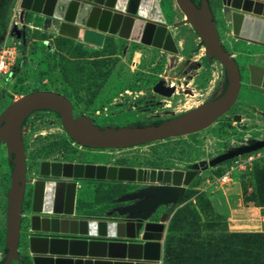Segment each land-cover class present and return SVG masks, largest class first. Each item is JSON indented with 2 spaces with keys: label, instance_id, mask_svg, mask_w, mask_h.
I'll return each mask as SVG.
<instances>
[{
  "label": "rangeland",
  "instance_id": "374dc122",
  "mask_svg": "<svg viewBox=\"0 0 264 264\" xmlns=\"http://www.w3.org/2000/svg\"><path fill=\"white\" fill-rule=\"evenodd\" d=\"M20 1L0 0V48L16 47L12 73L7 78L0 76L2 107L25 94L50 90L68 98L74 117L88 116L101 127L134 126L181 114L214 98L221 89L222 67L216 60L205 61L204 47L190 24L171 28L174 21L184 19L174 0L157 1L172 33L176 53L117 36H107L105 48L90 47L69 38L61 42L54 25L56 19L25 10L20 7ZM213 10L222 43L242 66L238 99L227 113L207 128L188 135L126 148L96 149L70 141L53 112L37 110L23 127L26 176H34L43 160L185 170L251 140L264 139L261 114L264 94L252 88L246 70L247 62L256 61L264 66V47L233 38L228 24L220 16V6H213ZM159 80L169 85L174 83L176 92L171 96L154 92L152 88ZM232 114H239L241 119L233 121ZM261 165H264V148L208 167L192 180L186 190L195 192L185 202L199 211L202 235H221L218 232L221 229L238 232L229 230L227 225L237 220L236 210L241 206H256L259 196L252 172ZM225 174L227 177L221 179ZM121 184L120 194L114 195L109 191L114 182L79 180L76 215L107 220L120 218L118 213L111 212L112 208L125 203L118 200L121 195L139 187ZM4 186H9V172L4 157L0 156L2 252L6 221ZM30 188L27 185L25 207L30 201ZM185 202L181 200L175 209ZM169 207H164L166 212ZM257 207L264 217V206ZM208 221H214L213 226H208ZM26 224L27 220H22L19 249L23 255L26 253ZM246 227L235 224L234 229L247 230ZM263 231L264 222L255 230L241 232Z\"/></svg>",
  "mask_w": 264,
  "mask_h": 264
},
{
  "label": "water",
  "instance_id": "95a60500",
  "mask_svg": "<svg viewBox=\"0 0 264 264\" xmlns=\"http://www.w3.org/2000/svg\"><path fill=\"white\" fill-rule=\"evenodd\" d=\"M143 0H21L20 7L56 19L57 34L84 45L102 47L106 36L140 41L145 45L176 53L172 33L157 0H150L144 15ZM184 19L171 28L188 23L203 42L205 54L224 67L227 86L217 98L159 124L100 127L93 119L74 117L72 103L61 93L40 90L21 96L0 113V145L12 158L7 191L4 247L0 264L19 260L18 245L22 204L26 186L25 151L20 136L24 118L36 110L58 114L70 139L88 148H126L188 135L210 126L237 99L241 78L238 65L224 49L213 19V6H220L222 18L233 38L264 46V0H174ZM20 36L19 31L13 29ZM249 82L264 89V68L248 65ZM155 85L154 91L170 96L174 87ZM162 90V91H161ZM264 148V139L251 140L201 160L187 169L136 168L93 163L43 160L39 178L31 179L28 235L25 248L30 264H162V245L169 215L180 203L192 180L208 167ZM79 180L137 184L136 190L119 197L120 218L76 217L74 213ZM170 206L156 218L161 207ZM111 214V212L109 213Z\"/></svg>",
  "mask_w": 264,
  "mask_h": 264
},
{
  "label": "trees",
  "instance_id": "16d2710c",
  "mask_svg": "<svg viewBox=\"0 0 264 264\" xmlns=\"http://www.w3.org/2000/svg\"><path fill=\"white\" fill-rule=\"evenodd\" d=\"M196 1L200 3V0ZM59 40L66 42L68 38L60 36ZM106 43L107 40L104 41V48ZM53 113L59 118L57 113ZM161 121L141 122L134 126L159 124ZM252 175L259 196L256 206H264V165L255 167ZM114 184L109 191L114 195L120 194L122 184ZM194 192V189L186 190L182 202L190 199ZM206 224L213 226L214 221ZM201 225L199 211L188 202L175 209L166 227L162 264H264V231L228 232L221 229L218 231L221 235L210 233L204 236Z\"/></svg>",
  "mask_w": 264,
  "mask_h": 264
},
{
  "label": "flooded vegetation",
  "instance_id": "af4514ba",
  "mask_svg": "<svg viewBox=\"0 0 264 264\" xmlns=\"http://www.w3.org/2000/svg\"><path fill=\"white\" fill-rule=\"evenodd\" d=\"M194 3L196 4V5H199V4H197L198 2L195 0L194 1ZM212 12H213V19H214V23H215V25H216V27H217V22H216V18H215V15H214V10H213V8H212ZM221 16V18H222V15H220ZM181 19H178L177 21H174L173 23H175V22H178V21H180ZM222 20H223V18H222ZM224 21V20H223ZM185 24H188V23H183V24H180L179 26H181V25H185ZM178 27V26H177ZM193 29V31H194V33H196V31L194 30V28H192ZM217 29H218V27H217ZM197 34V33H196ZM198 35V34H197ZM108 36V35H107ZM106 36V37H107ZM220 36V35H219ZM128 41H131V42H135V43H141L140 41H134V40H131V39H127ZM238 40V39H237ZM200 42H201V44L202 45H204L203 44V42H202V40L200 39ZM221 43H222V41H221ZM141 44H143V43H141ZM249 44H252V45H257V44H253V43H249ZM147 46H150V45H147ZM222 46L224 47V49L225 50H227L228 51V48L222 43ZM257 46H259V47H264V46H261V45H257ZM153 47V46H152ZM156 48V47H155ZM158 49H160V50H163V49H161V48H158ZM163 51H165V50H163ZM229 52V51H228ZM230 53V52H229ZM239 54L240 53H243V52H238ZM231 55H232V57L235 59V61H236V63H237V65H238V68H239V72H240V78H241V81H242V66H241V62L239 61V59L236 57V55H234V54H232V53H230ZM204 59H205V61H213V60H216V61H218L216 58H214V57H208L206 54L204 55V57H203ZM218 63L221 65V67H222V74H223V81H222V85H221V89H220V91H219V93L214 97V98H211V99H208L207 101H209V100H212V99H215V98H217V97H219L223 92H224V90H225V88H226V86H227V75H226V71H225V69H224V67H223V65L218 61ZM249 64H255V65H258V66H261V67H263L264 68V66H262V65H259V64H257L256 63V61H252V62H247L246 63V70H247V72H248V78H249V70H248V65ZM159 82H162L161 83V85L159 86V88L158 89H162L163 91H164V89L162 88L163 86L164 87H174V91L172 92V94L171 95H173L175 92H176V87H175V85H174V83H171L170 85L169 84H166L165 82H164V80H159L157 83H159ZM156 83V84H157ZM250 83V82H249ZM155 84V85H156ZM155 85L153 86V88H152V90L154 91V87H155ZM251 85V84H250ZM252 86V85H251ZM252 88H255V89H258L259 91H261V93H263L264 94V89L263 88H261V87H254V86H252ZM240 89H241V87H240ZM161 90V91H162ZM155 92V91H154ZM239 92H240V90H239ZM156 93H158V92H156ZM158 94H160V95H163L162 93H158ZM170 95V96H171ZM238 95H239V93H238ZM164 96V95H163ZM237 99H238V96H237ZM237 99H236V101H237ZM1 101H2V98L0 97V113L2 112V110L5 108V107H2L1 106ZM236 101L234 102V104L232 105V107L235 105V103H236ZM206 102V101H205ZM231 107V108H232ZM230 108V109H231ZM229 109V110H230ZM41 110H44V109H41ZM228 110V111H229ZM37 111V110H36ZM49 111V110H48ZM227 111V112H228ZM35 112V111H34ZM34 112H32V113H34ZM226 112V113H227ZM31 113V114H32ZM30 114V115H31ZM261 114H262V116L264 117V111H262L261 112ZM30 115H28L26 118H24L23 119V121H22V123H21V126H20V136H21V139H22V143H23V146H24V151H25V144H24V140H23V127H24V124H25V122H26V120H27V118L30 116ZM224 115V114H223ZM221 117V116H220ZM231 119L233 120V121H235V120H237V121H239L240 119H241V117H240V115L239 114H232L231 115ZM164 119H162V121H163ZM217 120V119H216ZM215 122V121H214ZM1 154H3V155H1ZM0 156H2V157H4V159H5V161H6V167H7V169H8V172H9V186H10V181H11V171H12V168H13V163H12V158L14 157V154L13 153H11V155L9 156V153H8V151H7V148H6V146L5 145H3V144H1L0 145ZM48 161V160H47ZM59 162V161H58ZM93 164H97V163H93ZM39 165H40V163H39ZM25 166H26V162H25ZM27 169V168H26ZM27 171V170H26ZM38 172H39V166H38V169H37V172L36 173H34L35 175L34 176H32V177H27L26 176V173H25V176H26V186H25V193H24V197H25V195H26V191H27V185H30L31 186V184H30V180L31 179H36V178H39V175H38ZM9 186L8 187H6L5 188V186L4 187H2L4 190H6L5 191V202H6V206H7V191H8V188H9ZM139 187H141V186H139ZM30 195H31V188H30ZM24 200H25V198H23V204H22V220H27V223H28V216H29V208H30V201L29 202H26V207H25V202H24ZM29 200H30V198H29ZM125 204V203H124ZM124 204H118L117 206H115V207H113L112 208V210H111V212L112 213H117L116 212V208H118V207H120V206H122V205H124ZM74 213H75V216L76 217H78V215H76L77 213H76V201H75V207H74ZM5 216H6V208H5ZM110 216H112V214L110 215ZM108 217V218H111V217ZM80 217V216H79ZM6 222V221H5ZM21 223H22V221H21ZM28 224H26V229H25V235H28L29 234V232H28V226H27ZM21 231V230H20ZM20 237H21V235H20ZM19 245H20V240H19ZM18 245V252H19V260L18 261H12V263L11 264H30V259H29V255L27 254V252L23 255V254H21L20 252V249H19V246ZM25 250H26V248H25ZM5 253H6V249H5V247H4V251L2 252V257H1V260H0V263L3 261V259H4V255H5Z\"/></svg>",
  "mask_w": 264,
  "mask_h": 264
},
{
  "label": "crops",
  "instance_id": "0c3cea01",
  "mask_svg": "<svg viewBox=\"0 0 264 264\" xmlns=\"http://www.w3.org/2000/svg\"><path fill=\"white\" fill-rule=\"evenodd\" d=\"M260 210H261L260 207H257V206H241L240 208L236 210L238 212L237 220L231 221L233 223L231 222L228 223L227 226L229 227V230L241 232V231H250V230L257 229V227L261 226L262 222H264V217L260 216ZM163 212H166V209L164 207H161L157 213L156 218H154V220L158 219L159 215ZM79 218H82V217H79ZM169 218H170V215H169ZM235 224L237 226H245V227L247 226L246 227L247 230L234 229ZM165 234H166V230H165L164 235ZM1 257H2V251L0 250V260H1Z\"/></svg>",
  "mask_w": 264,
  "mask_h": 264
},
{
  "label": "built area",
  "instance_id": "2783aa9c",
  "mask_svg": "<svg viewBox=\"0 0 264 264\" xmlns=\"http://www.w3.org/2000/svg\"><path fill=\"white\" fill-rule=\"evenodd\" d=\"M16 47L15 45L9 48H0V76H9L15 66ZM7 78V77H6ZM236 163L238 162L235 161ZM227 177V174L223 175L221 179Z\"/></svg>",
  "mask_w": 264,
  "mask_h": 264
},
{
  "label": "bare ground",
  "instance_id": "6f19581e",
  "mask_svg": "<svg viewBox=\"0 0 264 264\" xmlns=\"http://www.w3.org/2000/svg\"><path fill=\"white\" fill-rule=\"evenodd\" d=\"M149 2H150V0H143L142 1L140 8H139V13L141 15H144V13L147 11V7H148ZM54 25L56 26V23H54Z\"/></svg>",
  "mask_w": 264,
  "mask_h": 264
}]
</instances>
